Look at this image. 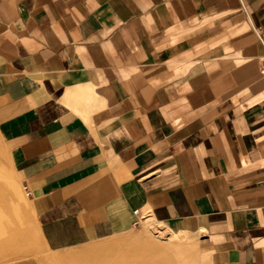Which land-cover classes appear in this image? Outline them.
I'll use <instances>...</instances> for the list:
<instances>
[{"label":"crops","instance_id":"1","mask_svg":"<svg viewBox=\"0 0 264 264\" xmlns=\"http://www.w3.org/2000/svg\"><path fill=\"white\" fill-rule=\"evenodd\" d=\"M258 59L264 0H0V138L49 250L138 210L264 264Z\"/></svg>","mask_w":264,"mask_h":264},{"label":"rangeland","instance_id":"2","mask_svg":"<svg viewBox=\"0 0 264 264\" xmlns=\"http://www.w3.org/2000/svg\"><path fill=\"white\" fill-rule=\"evenodd\" d=\"M257 63L261 69V60ZM179 226L159 222L143 211L140 224L123 233L51 251L40 236L33 203L0 138V264H216L205 231ZM105 246L110 250H100Z\"/></svg>","mask_w":264,"mask_h":264},{"label":"built area","instance_id":"3","mask_svg":"<svg viewBox=\"0 0 264 264\" xmlns=\"http://www.w3.org/2000/svg\"><path fill=\"white\" fill-rule=\"evenodd\" d=\"M262 71L264 72V61L262 63ZM24 189H25L27 195L31 194V192H30V190L28 188V185H24ZM135 215H136L137 218L135 219V221L133 223V226H138L140 224V222H141L142 215L140 216V213H139L138 210L135 211Z\"/></svg>","mask_w":264,"mask_h":264},{"label":"bare ground","instance_id":"4","mask_svg":"<svg viewBox=\"0 0 264 264\" xmlns=\"http://www.w3.org/2000/svg\"><path fill=\"white\" fill-rule=\"evenodd\" d=\"M100 250L107 251V250H110V247H108V246H105V247H102V249H100Z\"/></svg>","mask_w":264,"mask_h":264}]
</instances>
